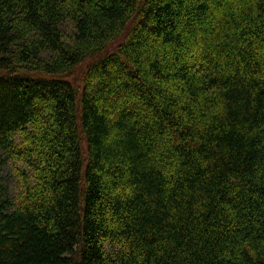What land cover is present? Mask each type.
<instances>
[{
    "label": "trees",
    "instance_id": "16d2710c",
    "mask_svg": "<svg viewBox=\"0 0 264 264\" xmlns=\"http://www.w3.org/2000/svg\"><path fill=\"white\" fill-rule=\"evenodd\" d=\"M0 264H264V0H0Z\"/></svg>",
    "mask_w": 264,
    "mask_h": 264
},
{
    "label": "rangeland",
    "instance_id": "374dc122",
    "mask_svg": "<svg viewBox=\"0 0 264 264\" xmlns=\"http://www.w3.org/2000/svg\"><path fill=\"white\" fill-rule=\"evenodd\" d=\"M0 183L10 192L14 186V179L11 175V165L8 162H0Z\"/></svg>",
    "mask_w": 264,
    "mask_h": 264
}]
</instances>
